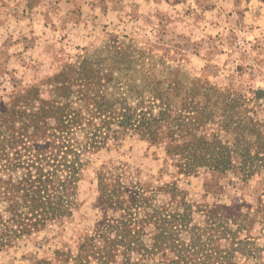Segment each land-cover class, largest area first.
Here are the masks:
<instances>
[{
	"label": "rangeland",
	"instance_id": "374dc122",
	"mask_svg": "<svg viewBox=\"0 0 264 264\" xmlns=\"http://www.w3.org/2000/svg\"><path fill=\"white\" fill-rule=\"evenodd\" d=\"M168 1L171 5L166 9L185 1L177 8L187 22L181 15L183 22L172 24L165 14V27L158 26L157 19L151 26L130 27L102 18L96 29L79 36L52 25L43 32L29 62L19 65L16 75L0 59V169L7 154L10 158L22 156L20 161L25 164L51 156L55 131L49 127L42 133L32 132V114L42 101L53 102L50 106L70 104L67 109L80 110L83 126L91 122L101 126V121L109 120L116 129L105 139V148L82 153L89 164L79 182L80 202L74 216L64 223H50L29 236L11 239L10 245L0 251V264L41 260L66 264L65 256L58 257L56 252H77L82 238L94 234L99 224L128 214L137 220L132 228L140 230L143 226L144 240L150 245L157 232L155 221L144 223L147 215L136 211L130 202L140 193L154 199L155 208L182 211L183 203L191 204L195 220L202 226L204 215L217 207L249 214V231L240 239L248 236L256 244L250 249L257 254L248 259L240 253L235 261L256 264L257 258L264 260V162L255 164V175L248 181L241 172L249 155L264 158V70L241 75V18H230L235 11L241 14L242 2L256 1L263 9L264 0ZM261 14L264 16V9ZM215 26L219 31L212 30ZM208 29L212 33L206 32ZM33 86L38 87V94L26 93ZM161 93L162 101L155 99L154 95ZM103 97L112 106L109 119L92 116L96 99ZM148 110L158 118L161 110H167L157 143L143 138L140 131L121 126L124 114L133 116L137 125L143 124L149 118ZM203 113L207 123L198 128ZM47 121L52 125L57 122L48 117ZM21 126L27 130H20ZM11 136L14 148L8 144ZM202 137L210 142L209 155L229 153L233 165L230 170L207 168L194 176L184 175L175 166L171 159L177 158L178 163L180 156L174 147ZM72 139L80 144L86 141V135L79 133ZM35 144L40 147L36 149ZM220 144L227 150L219 148ZM101 173L106 184L119 180L124 185L123 208L100 202ZM4 178L0 170V240L7 219L6 203L1 201L6 188ZM221 244L229 247V242ZM140 264L167 261L156 257Z\"/></svg>",
	"mask_w": 264,
	"mask_h": 264
},
{
	"label": "trees",
	"instance_id": "16d2710c",
	"mask_svg": "<svg viewBox=\"0 0 264 264\" xmlns=\"http://www.w3.org/2000/svg\"><path fill=\"white\" fill-rule=\"evenodd\" d=\"M58 78L59 75L56 76V79ZM31 92L38 94V87L33 86L26 93ZM161 95L162 93L154 97L162 101ZM50 104L53 102L42 101L38 111L32 114L34 118L32 132L42 133L49 127L55 131L51 156L38 157L32 164H25L20 161L22 156L10 158L7 154L0 169L5 173L3 181L6 188L1 201L6 203L7 213V219L3 221L4 236L0 240V251L10 245L11 239L18 240L23 236H29L46 228L50 223H64L74 216L80 202L79 182L85 167L89 164L82 153L89 150L97 152L105 148L107 136L111 131L116 132L109 120L101 121V126L94 125L93 122L83 126L80 110L67 109L70 104L52 106ZM111 111L109 100L103 97L101 100L96 99L92 116L109 119L112 117ZM147 113L149 118L141 125L133 122V116L124 114L125 120L121 126L140 131L143 138L148 137L152 143H157L167 110L160 111V118L156 117L152 110H148ZM47 117L54 119V122L57 121L56 125L49 123ZM41 121L43 125L40 124ZM206 123L203 113L198 128ZM168 128L173 131L171 126ZM19 129L27 130L22 126ZM79 133L86 135V141L80 144L72 139ZM8 144L9 147H15L14 136L9 137ZM6 147L5 145L4 148ZM39 147V144H35L36 149ZM174 148L178 150L180 157L178 163L177 158L171 160L184 175L197 176L202 169L207 168L224 172L233 166L229 153L209 155L207 151L210 142L204 137L187 144H178ZM219 148L227 150L221 144ZM30 149L34 150L33 147ZM258 162H264V158L258 157V154L245 158L241 166L244 181L255 175L254 167ZM98 179L102 194L100 202L105 203L103 205L108 204L111 208L115 206L123 208L124 185L120 184L119 180L106 184L102 173ZM139 195L132 197L130 202L137 207L136 211H143L144 215H147L144 223L151 224L155 221L153 223L157 232L150 245L144 240L145 234L141 231L143 226L139 228L140 230L132 228L137 220L133 214H128L127 217L121 216L116 221L102 223L103 226L99 224L94 234L82 238L77 252H69L66 255L58 251L56 255L65 256L66 264H140L156 257H159L161 262L167 261V264H238L235 261L236 255L241 253L249 259L256 253V250L250 249L256 244L252 243L248 236L240 239L241 234L249 231L247 223L250 220L249 214L236 213L235 209L231 208L217 207L210 214L204 215L202 226L196 222V213L189 203H183L182 211L166 207L155 208L154 199L146 198L142 193ZM224 241L229 242L228 248L222 247L221 243ZM33 264L51 263H43L41 260ZM256 264H264V260L261 257L257 258Z\"/></svg>",
	"mask_w": 264,
	"mask_h": 264
},
{
	"label": "crops",
	"instance_id": "0c3cea01",
	"mask_svg": "<svg viewBox=\"0 0 264 264\" xmlns=\"http://www.w3.org/2000/svg\"><path fill=\"white\" fill-rule=\"evenodd\" d=\"M170 5L168 0H0V59L16 75L19 65L29 62V56L41 43L43 32L52 25L69 35L79 36L96 29L102 18L114 25L126 23L130 27L151 26L157 19V25L162 28L167 25L163 17L168 14V21L181 24L183 13L177 7L185 5V1L166 9ZM263 9L256 1L245 5L242 2L241 14L238 10L230 17L231 21L233 17L241 18V75L264 70ZM215 29L219 31L218 26L212 30ZM212 30L206 32L212 33Z\"/></svg>",
	"mask_w": 264,
	"mask_h": 264
}]
</instances>
